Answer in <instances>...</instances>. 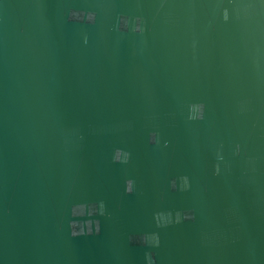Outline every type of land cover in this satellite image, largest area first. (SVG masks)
<instances>
[{"label": "water", "instance_id": "95a60500", "mask_svg": "<svg viewBox=\"0 0 264 264\" xmlns=\"http://www.w3.org/2000/svg\"><path fill=\"white\" fill-rule=\"evenodd\" d=\"M0 264H264V0H0Z\"/></svg>", "mask_w": 264, "mask_h": 264}]
</instances>
